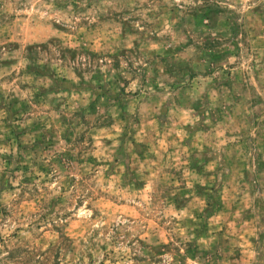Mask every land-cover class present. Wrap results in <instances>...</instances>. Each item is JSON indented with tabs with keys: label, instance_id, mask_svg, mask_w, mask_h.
<instances>
[{
	"label": "rangeland",
	"instance_id": "rangeland-1",
	"mask_svg": "<svg viewBox=\"0 0 264 264\" xmlns=\"http://www.w3.org/2000/svg\"><path fill=\"white\" fill-rule=\"evenodd\" d=\"M0 264H264V0H0Z\"/></svg>",
	"mask_w": 264,
	"mask_h": 264
}]
</instances>
